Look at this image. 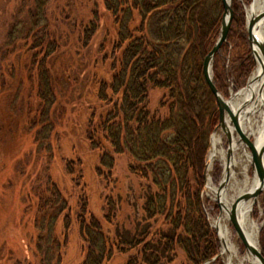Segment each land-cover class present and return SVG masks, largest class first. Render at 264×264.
<instances>
[{
	"label": "trees",
	"instance_id": "1",
	"mask_svg": "<svg viewBox=\"0 0 264 264\" xmlns=\"http://www.w3.org/2000/svg\"><path fill=\"white\" fill-rule=\"evenodd\" d=\"M50 1L34 0L30 11L32 27L24 34H9L10 41L0 53V97L4 93L21 97L18 110L27 125L20 128V144L10 152L18 151L14 157L23 153L25 158L21 165H14L9 176L10 188L14 187L15 171L17 174L21 169L24 174L23 165H28L23 176L33 182L44 159L52 160L55 156L49 151L57 128L53 113L60 109L58 101L66 94L60 82L74 83L71 88L84 84H80L76 73L71 74L73 62L67 65L63 59L61 67L56 65L63 52L58 37L46 31V7ZM103 4L112 17L114 30L100 44L103 66L109 67L105 74L108 71L110 78L96 81L97 103L90 108L84 134L90 148L99 152L101 178L110 177L116 155L127 153L132 160L131 172L151 181L143 203L144 218L136 220L134 230L121 228L116 224L121 203L112 197L105 199L103 217L96 216L89 210V199L82 187L83 172L76 171L74 160H66L65 173L72 188L69 193L49 174L39 187L35 182L27 183L24 220L29 219L34 230L28 264H53L55 260L60 263L73 217L84 254L80 264H104L116 253L131 251L134 253L126 264H168L176 258L178 248L189 264H204L218 252L215 233L204 211L203 192L209 137L219 122V111L205 81L203 63L220 33L223 2L103 0ZM99 23L95 12L80 36L82 48L90 46ZM241 46L243 43L234 55L231 71L228 69L236 90L245 86L254 67L252 59H246V44ZM97 62L98 59L94 67ZM223 63L217 55L214 82L227 97L228 72ZM24 68L23 77L19 71ZM9 71L16 85L9 83ZM24 81L31 85V96L23 93ZM155 89L167 94V100L161 104L168 106L164 116L149 109V91ZM24 97L31 98L33 103ZM27 112L34 114V118H27ZM61 217L64 244L56 231ZM105 224H116L114 231L105 229Z\"/></svg>",
	"mask_w": 264,
	"mask_h": 264
},
{
	"label": "rangeland",
	"instance_id": "2",
	"mask_svg": "<svg viewBox=\"0 0 264 264\" xmlns=\"http://www.w3.org/2000/svg\"><path fill=\"white\" fill-rule=\"evenodd\" d=\"M252 1L253 0H250V2L246 3L245 0H232L234 15L231 30L227 42L222 46L218 54L222 63L224 61L225 68L228 72L226 86L227 97L219 90L226 99L230 97L231 93H235L245 87L243 86L236 90L235 79L229 75L228 70L231 68L234 55L240 50L239 46L241 43H243V46L244 43L247 46L248 54L246 59L251 58L254 64L247 81L256 69V64L249 45L245 8L249 7ZM32 8H34V0H0V53L5 51V47L10 41L9 34H12V32L24 34L32 27L30 24V22H32L30 15ZM95 12H98L100 17V28L93 37L90 46L82 48L80 36L83 34L84 28L92 20ZM240 12H243V16L240 15ZM46 14L48 20V28L46 31L47 33L50 31V33L58 37V43L61 45V51L63 52L62 57H59V59L57 58L58 62L56 65H60L61 67L63 65V59L66 60L67 65L73 62V69L75 72L70 68L71 74L76 73L77 78L80 80V84L82 82L84 84L80 88H71L74 86V83L66 81L64 85L60 82L61 89L64 90L66 94L68 92V94H65L63 98L58 101L60 109L57 107L58 109H54L53 113L56 115L55 119L57 118V128L52 138L53 147L49 151H53L55 156L52 160L44 159L42 169L39 171L37 179H34L33 182L30 180L28 181L27 177L23 176L27 173L26 168L28 167L24 162V174H21V169L17 174L15 171L13 188L9 187L12 186L11 177L9 176L14 172V165H21V162L25 158H23V153L14 157L15 153L18 151L10 152L15 150L20 144L21 135L23 134L22 130L20 132V128H26L25 126L27 125L24 123V115L18 110V101L21 97L17 96V98H14L10 93H4L5 95L0 97V197L2 196V201H4L3 204L0 202V264L31 263L30 257L27 254H30V251H32L30 242L34 235V230L33 227L29 225L30 220L28 219L27 222L24 220V217H27V213L25 214L23 210L27 201V183L33 184L35 182L36 187H39L42 182H45L46 175L49 174L53 178L52 180L56 181L63 191H68L69 193L72 188L70 189L69 178L65 173L66 160H74L72 162H75V164H73L75 167H78L76 171L81 169L83 172L84 178L82 180L84 185L82 187L89 199V210L95 213L96 216L99 218L103 217L105 199L107 197H112L117 200V202L121 203L116 220L118 222L116 224L121 228L125 227L128 230H134V227H136V220L144 218L143 203L145 201V194L148 186H151L150 180L146 181L141 179L131 172L130 164L132 160L127 153L116 155L115 166L110 177L101 178L99 176V174L102 173L99 167V152L90 148L89 142L84 134L90 108L97 103L96 81L106 78L105 76L110 78V76L107 75L108 71L105 74L106 70H109V67L107 64L103 66L100 44L105 42L108 34L113 35L114 30L112 29L113 27H111L112 17L106 12L103 0H51L46 7ZM243 46H241V48H243ZM107 49H109L108 45ZM96 59H98V62L95 64L96 67H94L93 63L94 61L96 62ZM68 60L72 61L68 62ZM89 61H91V63ZM237 64L238 63H236L235 66ZM94 68H98L97 71H95ZM19 69L20 68L17 70ZM10 71L8 73L10 78L9 83L16 85V79L11 78L12 73ZM19 72L21 76L25 75V68L21 69ZM68 74H70L69 70ZM80 84L78 86H80ZM30 86V83L28 84L24 81L25 91L23 90V93H25V96H31ZM12 89L13 88H11V90ZM164 93L165 92L160 89L149 91V109L153 114L157 112L164 116L168 112V106L161 105L162 102L167 100V94L164 95ZM24 100L32 102L31 98L29 100L27 97H24ZM25 115L30 120L34 118V114L27 112ZM212 133L209 137V148L205 159V165L211 149L210 140ZM222 144L226 150L227 144L224 136ZM47 147L48 145L45 143V148ZM43 153H41V155H43ZM11 157L12 159H10ZM250 172L252 175L253 171L251 170ZM211 177L213 184L218 186L223 177V167L221 163H215L211 170ZM5 182L6 184H4ZM204 182L206 181L204 180ZM10 191H12V193L8 199ZM213 198L214 197L211 198L208 196L205 183L203 207L210 227L219 214L218 205ZM72 199L73 198H71V200ZM253 206L250 218L260 227L258 245L264 255V193L256 200ZM72 221V227L67 234L68 242L62 251V259L59 264H80L84 258L75 217L72 218ZM159 222H161V219ZM116 224H114V226L105 224V229H112L114 231ZM211 229L216 236L218 245V252L216 255H218L222 253L221 243L218 240V235L214 228ZM230 229L232 231L233 241H238L239 256H243L246 250L241 241L238 240V236L231 224ZM56 231L61 240L60 243L64 244L63 235L65 231L63 217L59 219L56 225ZM54 250L55 248L52 245L53 255L55 253ZM133 253L134 251L127 254L116 253L110 261L104 264H126L128 257ZM176 254L174 261L168 264H189L181 249L178 248ZM54 257L56 256L54 255ZM53 264H56V260ZM211 264H225V262L223 258H221Z\"/></svg>",
	"mask_w": 264,
	"mask_h": 264
},
{
	"label": "water",
	"instance_id": "3",
	"mask_svg": "<svg viewBox=\"0 0 264 264\" xmlns=\"http://www.w3.org/2000/svg\"><path fill=\"white\" fill-rule=\"evenodd\" d=\"M222 2L224 13L219 37L204 60L203 74L211 93L216 99L219 111V124L212 133L210 146L212 148L214 134L221 130L223 136L226 139L227 158L225 167H223V177L218 186L214 185L212 181L211 169H213V167L209 156L205 165L204 179L206 181V189L208 188V181L217 187L215 197L213 199L219 208V214L217 218H220L223 214V208L225 207L222 196L223 193L229 189L231 183V167L234 164L235 148L243 146L251 153L252 171L257 173L259 183L253 191L244 192L232 203L229 220L238 236V240L241 241L246 252L252 254L260 264H264V255L261 249L249 242L247 236L240 226L238 219V208L240 204L242 202L253 201L254 205L256 200L264 193V144L261 142H256L253 138H249L243 131L245 121L255 112V107L264 93V40H262L256 33V30L259 29L258 26L264 21V11L260 12L258 15H255V0L251 2L249 7H245L246 15L248 14V10H250L252 14L250 19H248L247 16V32L251 54L254 58L256 69L258 66H260V71L256 75L254 74V71L247 81L245 87L235 93H231L230 97L226 99L217 88L213 75V67L216 56L220 53L222 46L227 42L234 15L232 10V0H222ZM256 87H259L257 95L255 93ZM246 94L248 96L250 95V97L247 98ZM211 228H214L218 235L217 226L211 224ZM218 240L220 241L219 237ZM221 255L222 254L216 255L205 264H211L216 260L221 259Z\"/></svg>",
	"mask_w": 264,
	"mask_h": 264
},
{
	"label": "bare ground",
	"instance_id": "4",
	"mask_svg": "<svg viewBox=\"0 0 264 264\" xmlns=\"http://www.w3.org/2000/svg\"><path fill=\"white\" fill-rule=\"evenodd\" d=\"M255 15L264 11V0H255L254 4ZM251 11L248 10V19L251 18ZM259 29L256 33L264 40V21L258 26ZM260 71V66L257 67L254 74L256 75ZM255 88V86L253 85ZM259 87H256L255 93L257 95ZM251 95V93H250ZM246 94V97L249 98ZM245 98V97H244ZM243 131L249 138L255 139L256 142L264 144V93L260 98L255 112L247 118L244 124ZM223 133L220 130L214 134L212 141V148L209 152V157L214 167L216 162L221 163L222 167H225L227 152L223 147ZM212 170V169H211ZM252 170V158L251 153L247 151L243 146L235 148L234 164L231 167V183L229 189L223 193V202L225 207L223 208V214L220 218L214 219L213 225L217 226L218 237L221 243V256L225 264H260L252 254L245 252L243 256H239L238 241H233L232 231L230 229L229 214L232 203L244 192H251L259 183V178L256 172ZM217 187L208 181V196L215 197ZM253 201L242 202L238 208V219L243 232L247 236V239L251 244L260 249L258 245V234L260 227L251 220L250 213L253 209Z\"/></svg>",
	"mask_w": 264,
	"mask_h": 264
}]
</instances>
